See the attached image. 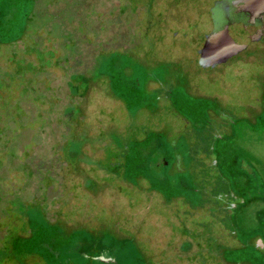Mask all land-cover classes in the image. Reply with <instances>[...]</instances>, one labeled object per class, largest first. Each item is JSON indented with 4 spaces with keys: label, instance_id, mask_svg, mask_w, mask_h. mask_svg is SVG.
Returning <instances> with one entry per match:
<instances>
[{
    "label": "rangeland",
    "instance_id": "374dc122",
    "mask_svg": "<svg viewBox=\"0 0 264 264\" xmlns=\"http://www.w3.org/2000/svg\"><path fill=\"white\" fill-rule=\"evenodd\" d=\"M140 6L136 0H0V136L6 141L0 142V188L18 189L11 198L21 187L31 192L37 185L40 198L27 206L43 208L50 177L28 181L24 167L55 158L53 186L64 212L61 221L41 230L7 209L4 223L13 232L24 223L29 238L27 250L15 251L32 258L17 263L54 264L52 238L44 231L80 227L108 232L119 243L117 264H264V53H258L264 40L231 57L237 62L229 67L202 68L199 61L221 55L189 53L178 37L161 48ZM116 54L122 56L118 66ZM140 112L144 130L160 120L162 132L182 129L190 142L198 141L195 129L215 135L212 151L199 148L198 156L212 157L216 167L198 169L194 179L230 192L223 200L232 209L213 216L202 209L199 219L176 214L191 205H162L161 199L165 204L172 198L163 184L155 187L158 196L122 183H133L128 156L119 179H107L96 167L104 143L123 133L137 136ZM56 143H62V158L54 154ZM77 152L82 156L72 165L66 155ZM88 179L95 186H86ZM187 220L190 227L200 220L205 226L197 225L192 235L185 231ZM112 224L118 226L107 229Z\"/></svg>",
    "mask_w": 264,
    "mask_h": 264
},
{
    "label": "trees",
    "instance_id": "16d2710c",
    "mask_svg": "<svg viewBox=\"0 0 264 264\" xmlns=\"http://www.w3.org/2000/svg\"><path fill=\"white\" fill-rule=\"evenodd\" d=\"M112 58L115 60V66H118L117 64L119 63L120 59L122 60L121 54H116L115 57L113 56ZM27 89L28 88H26V90ZM142 113L140 112L141 121H138V125L141 126H138L140 128H138L137 136L129 139L126 138L124 135L125 133H123L121 139H116V137L114 139L112 137V142L104 143L103 156L101 159L96 161V163L99 165L96 167L106 172L108 175L106 176L107 179H119L120 170H122V167L125 165V159L128 156L131 159L130 162L132 167V177L130 180H133V183L127 182L125 178V180L122 178L120 180H123L122 183L126 185L127 183H130L132 185V191L135 192L140 188L146 194L155 193L159 196V192L161 190L159 191L155 187L158 184H163L169 192L172 190V198H168L167 200L163 198L164 201L166 200L165 204L161 199L162 205H165L166 207L175 206V210L177 209V206H179V202L184 203L185 206L191 205L186 207V209H188L187 213H183L185 208L182 207H179V209L176 210V214L180 213L179 215H181L182 213V215L188 216V218H194L195 216L197 219H199L201 215L199 216L198 212H200L199 210L202 209H207L209 214L212 216L222 212L223 210H229L228 207L223 205L221 196H228L230 195V192H226L220 187H215L214 190H210V186L208 187V185L205 184L202 179L200 182L199 180L194 179L195 171L198 169L216 167L210 164L208 160L210 157L200 158L198 156L200 153L198 152L200 150L199 148L204 147L212 151V142L216 139L215 135L212 133L203 134L204 131L202 129H195L198 141L196 142L193 139L191 140L192 142H190L181 135L183 131L182 129L178 130L177 128H174L167 130L166 133L162 132L163 130H160V128H162V122L160 120L153 121L154 124L148 125L149 128L144 130L146 126L145 123L141 124L142 119L144 118ZM47 120H49V118H45L43 124H45ZM143 120H146V118ZM126 121V125H128L130 122L129 119L126 118ZM4 131L5 127L3 126L2 129L0 128V135ZM1 136L0 142L6 143V141L4 142V139ZM98 137L100 141H104L106 135L101 133L98 135ZM205 138L208 139V141L212 140V142L209 141L208 143ZM59 144L60 143L55 144L56 146L53 148L54 154L57 155V158H62L63 153H60L62 143L60 145ZM4 147V149H7L8 145H5ZM10 151L11 154H9V157L13 158V152L12 150ZM80 153L77 152L76 155L67 154L66 160L70 162L73 161L71 164L74 165L80 159H77L78 155L80 157L82 156V153ZM54 160L55 158L49 159V162L38 161L34 164L26 163V166L24 167L28 181H31L32 179H37L40 181L42 174L50 177V179L46 181L47 193L42 199L46 205H44L43 208L39 209L35 206H27L29 200L32 202L40 198V189L37 187V185L35 186L36 188L31 192H28L25 188L21 187L19 189V193H17L19 196L15 195V199L14 197L9 198L8 196L11 194H16L15 192H18V189L13 190L0 188V264L5 262L9 264H18V260H24L27 258L29 260L32 258V256L19 249L15 251V247L27 250L29 238L25 237L27 229L25 228L24 223L21 224L20 228L17 225V230H19V232H13L10 225L4 223V219L10 214L8 213L9 211L7 209H10L14 212H19L24 221L27 220V222L36 229H38V227L40 229L52 227V223H57L60 219L62 220V215L64 212L62 213V211H60V196L56 194L53 186L54 182L56 181ZM67 161L64 162L66 163ZM165 161L167 164H164ZM183 173L184 175H182ZM90 185L92 187L95 186V182L92 179L87 180L86 186ZM206 196L209 199H207ZM203 198L209 200V202L212 203V206L208 207V201L204 200ZM44 213H48V216H46ZM188 221L190 222V220H187L184 228L187 233H192V235L195 233L194 230L197 225L198 227L202 224L205 226V223H200L199 221L191 223L190 227L187 225ZM115 226L118 225L112 224V226L106 227L107 229H114L116 228ZM70 228L71 230L69 231L65 229V231H44V233H46L44 234L46 237L48 236L52 238L49 240L52 241L51 244L54 246L51 247V260L56 258L54 260V264H79L72 262V259L74 258L80 259V264H117L119 262L113 252L118 247L119 243H117V241L113 238H110L111 235H109L108 232H104L103 230L101 232L89 231L86 229L83 230L80 227ZM216 228H219V226ZM67 232L70 233L67 234ZM201 241L204 240L201 239ZM204 242V244H209V242ZM43 246L45 247L46 244L43 243ZM186 247H188V244H186L185 248ZM86 251H94L95 255L90 257ZM17 254L26 256L18 257ZM98 256H109L113 259H111L108 263H105L97 258ZM31 263L34 264V260H32Z\"/></svg>",
    "mask_w": 264,
    "mask_h": 264
},
{
    "label": "flooded vegetation",
    "instance_id": "af4514ba",
    "mask_svg": "<svg viewBox=\"0 0 264 264\" xmlns=\"http://www.w3.org/2000/svg\"><path fill=\"white\" fill-rule=\"evenodd\" d=\"M141 6V10L146 11V15L149 20L152 22L150 29L151 34L155 36L157 41H160L162 44L161 48H164V40L170 38L178 37L180 40H177L182 43V41L189 46V53H218L221 57L217 60L215 58L212 59L214 61H218L217 65L220 63L222 65L231 66L234 62H229L230 58L237 55L233 52L228 50H221V49H209L205 51H201L203 46L202 37L209 31L208 26L210 25V16L211 13L214 11L215 8H222L220 1L221 0H136ZM263 29H264V19L262 21ZM154 23L158 25L160 35L154 29ZM180 25L181 27H179ZM180 28V29H179ZM161 38H160V37ZM264 40V35L262 38L257 42V44L261 43ZM191 48V50H190ZM164 50V49H163ZM161 52V49L159 48ZM175 51V50H173ZM185 50L182 51V53ZM176 53V52H172ZM180 53V54H182ZM229 53V54H225ZM239 53H247V50L239 52ZM258 53H264L258 49ZM222 58H226V60L221 61ZM211 60V59H210ZM241 60H238L240 62ZM200 61L197 63L199 67L206 68L208 67L205 63L199 64ZM216 65V66H217ZM156 85V83H152V85ZM210 164L216 166V162L212 163V157L209 159ZM164 164H167L165 161ZM224 196H221L223 205L232 209L228 206V199L223 200ZM235 207V206H234ZM261 240V239H260ZM262 242V241H261ZM263 245V242H262ZM261 245V246H262ZM259 246V245H257Z\"/></svg>",
    "mask_w": 264,
    "mask_h": 264
},
{
    "label": "water",
    "instance_id": "95a60500",
    "mask_svg": "<svg viewBox=\"0 0 264 264\" xmlns=\"http://www.w3.org/2000/svg\"><path fill=\"white\" fill-rule=\"evenodd\" d=\"M220 3L223 7L215 8L211 13L209 31L202 37L201 51L215 48L239 54L262 38L264 0H221ZM224 60L226 58L221 59ZM217 62L211 59L210 62L200 61L199 64L214 67ZM257 245H262L260 239ZM98 258L104 262L111 260L102 256Z\"/></svg>",
    "mask_w": 264,
    "mask_h": 264
}]
</instances>
